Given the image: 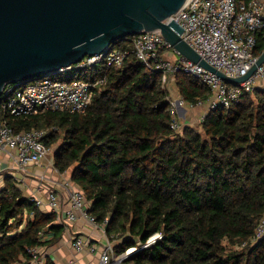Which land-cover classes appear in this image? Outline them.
I'll use <instances>...</instances> for the list:
<instances>
[{
	"label": "trees",
	"instance_id": "16d2710c",
	"mask_svg": "<svg viewBox=\"0 0 264 264\" xmlns=\"http://www.w3.org/2000/svg\"><path fill=\"white\" fill-rule=\"evenodd\" d=\"M120 41L128 50L123 66L103 61L62 75L106 77L85 113L49 111L8 122L16 131L48 129V146L59 141L54 166L84 192L106 233H119L117 254L161 234L125 264H264V236L254 239L264 212V89L208 111L200 129L176 132L160 72L137 60L128 38ZM263 49L260 36L257 54ZM176 81L187 101L209 99L194 76L177 72ZM63 227L14 176H4L0 264H31L29 249L56 242ZM48 231L55 236L43 241Z\"/></svg>",
	"mask_w": 264,
	"mask_h": 264
},
{
	"label": "built area",
	"instance_id": "2783aa9c",
	"mask_svg": "<svg viewBox=\"0 0 264 264\" xmlns=\"http://www.w3.org/2000/svg\"><path fill=\"white\" fill-rule=\"evenodd\" d=\"M171 20L182 26V38L201 58L229 77L245 75L264 51L263 49L257 54L259 37L264 38V0H187L166 22ZM128 39L137 60L148 69L160 72L162 88L166 87L171 76L177 72H185L209 89L210 97L207 102L200 100L193 103L183 97L170 99L171 128L176 132L184 127L177 117V108L207 105L208 109L203 114L202 121L208 111L221 106L228 108L239 102L245 92H252L257 87L264 89V61L248 79L231 84L215 72L182 57L158 30L144 31ZM123 43L117 41L112 44L106 55L99 53L85 56L77 63L63 67L55 73L35 77L16 88L14 84L7 85L0 95V156L5 154L13 168L22 174H29L30 166L40 165L47 159L51 151L47 145L49 130L33 128L16 131L8 118L39 115L49 111L85 113L93 102L96 90L106 83V77L88 80L62 75L103 61L116 67L123 66L128 54ZM171 51L177 55L176 60L169 58ZM44 178L41 176V179ZM66 186L69 188L70 207L65 212L62 210L59 195L53 188L49 190L47 201L36 195H32L31 199L35 206L42 207L46 204L51 212L57 214L58 220H63L66 225L74 222L79 214L90 224L100 226L87 210L88 203L84 192L69 179ZM63 213L64 216L60 219ZM102 225L105 228V223ZM262 236L264 212L255 229L254 239ZM160 237V233H155L139 248L133 247V252ZM71 245L77 251L88 248L93 252L97 249L96 245L88 243L81 235H75L71 239ZM128 249L117 254L113 242L107 239L100 252L99 264H125L133 253H128ZM29 252L31 264H44L39 247H32Z\"/></svg>",
	"mask_w": 264,
	"mask_h": 264
},
{
	"label": "water",
	"instance_id": "95a60500",
	"mask_svg": "<svg viewBox=\"0 0 264 264\" xmlns=\"http://www.w3.org/2000/svg\"><path fill=\"white\" fill-rule=\"evenodd\" d=\"M187 0H0V95L35 77L52 74L85 56L105 55L117 41L158 30L184 58L238 84L264 61V51L250 70L229 77L210 66L182 38L175 20L166 22Z\"/></svg>",
	"mask_w": 264,
	"mask_h": 264
},
{
	"label": "crops",
	"instance_id": "0c3cea01",
	"mask_svg": "<svg viewBox=\"0 0 264 264\" xmlns=\"http://www.w3.org/2000/svg\"><path fill=\"white\" fill-rule=\"evenodd\" d=\"M169 55L173 56L175 60L177 59V55L172 51L169 52ZM0 162L2 164V171L5 172V175H9L7 172L14 168L10 165L11 162L5 154H1ZM41 176L45 178L41 179ZM15 178L18 180L22 189H25L28 196L33 194L44 201H47L49 190L53 188L59 195L62 210L65 212L69 209V188L66 186V181L68 179L71 180L70 174L60 173L56 167L51 165L48 158L43 160L40 165L30 166L29 174L20 173ZM41 210L51 212L46 204L41 207ZM63 216L64 213L60 216V219ZM58 233L60 237L56 242L40 247L44 263L46 261H52L54 264H99L100 252L103 250L107 239L114 242L113 235L109 236L102 224L100 226H94L79 214L77 219L71 224L66 225L65 223V227ZM75 235L83 236L88 243L96 245L97 249L93 252L88 248H84L81 251L75 250L71 245V239ZM41 236L43 241L50 240L55 236V233L48 231Z\"/></svg>",
	"mask_w": 264,
	"mask_h": 264
},
{
	"label": "rangeland",
	"instance_id": "374dc122",
	"mask_svg": "<svg viewBox=\"0 0 264 264\" xmlns=\"http://www.w3.org/2000/svg\"><path fill=\"white\" fill-rule=\"evenodd\" d=\"M169 58L172 60L174 59V57L170 56V55H169ZM165 86H166L165 87L166 90L169 93L170 99L177 100L179 97H182V95L179 93V90H178L176 75L171 76V80ZM207 109H208V107L205 104L201 105V106H194V107H181V108L176 109V114H177L179 121L181 122V124L183 126L188 125V126H192V127L197 128V129H200L201 118H202L203 114L207 111ZM58 143H59V141L53 142L50 146L51 151H50L48 159H49V161L53 167H55L54 166V153H55L56 149L58 148V145H59ZM10 165L12 166L11 163H10ZM1 166H2V164H1ZM7 173L9 175L12 174L14 177H17L20 174L17 170H14V169L9 170ZM4 175H5L4 171L0 172V187L3 184ZM17 182H18V180H17ZM18 184H19V182H18ZM19 186H20V184H19ZM24 188H26V187H24ZM24 194L28 196V194L25 192V189H24ZM31 195H33V194H31ZM31 195H30V197H31ZM113 239H114L113 243H119L120 242V237H119L118 232L113 234ZM42 250H44V248H42ZM134 254H135V252H133L131 254V256H133ZM129 264H133V263H129Z\"/></svg>",
	"mask_w": 264,
	"mask_h": 264
},
{
	"label": "bare ground",
	"instance_id": "6f19581e",
	"mask_svg": "<svg viewBox=\"0 0 264 264\" xmlns=\"http://www.w3.org/2000/svg\"><path fill=\"white\" fill-rule=\"evenodd\" d=\"M133 251H134V248L133 247H131V248L128 249V253H132Z\"/></svg>",
	"mask_w": 264,
	"mask_h": 264
}]
</instances>
